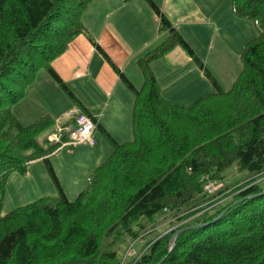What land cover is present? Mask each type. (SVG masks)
Masks as SVG:
<instances>
[{
    "label": "trees",
    "instance_id": "obj_1",
    "mask_svg": "<svg viewBox=\"0 0 264 264\" xmlns=\"http://www.w3.org/2000/svg\"><path fill=\"white\" fill-rule=\"evenodd\" d=\"M96 1L0 0V191L10 175L26 173L39 160L58 191L56 200L42 198L0 215V264H120L124 243L140 236L146 241L149 225L169 216L177 228L147 240L135 264H264V185L258 181L264 177V0H232L235 14L254 21L260 33L247 44L243 71L229 91L153 0L144 1L168 36L137 61L140 88L93 42L134 96L133 139L124 144L98 124L52 66L86 35L83 16ZM177 46L216 89L190 108L164 99L152 71ZM40 69L112 147L74 201L49 159L59 144L39 142L53 119L24 125L13 112ZM232 169L249 178L236 187L228 181ZM212 184L221 188L209 195ZM215 197L223 198L208 205Z\"/></svg>",
    "mask_w": 264,
    "mask_h": 264
},
{
    "label": "rangeland",
    "instance_id": "obj_2",
    "mask_svg": "<svg viewBox=\"0 0 264 264\" xmlns=\"http://www.w3.org/2000/svg\"><path fill=\"white\" fill-rule=\"evenodd\" d=\"M139 1H141L142 6L152 12V9L144 0ZM153 1L162 9L161 5H163L164 0ZM107 2H112V4L99 5L97 3L98 5H94L92 9L90 7L85 13L89 19L95 15L93 22H88L86 19V26L93 29L94 32L103 23L108 11L114 7H134L137 8L140 14H142V9H144L138 3H135L134 0L125 5H120L124 4L120 0ZM177 3L180 5L179 11H177V7L168 5L172 18L175 21H182L181 25L175 26L176 29L183 40L189 44L196 57L206 67V70L212 75V78L220 84L223 90L229 91L243 71V53L247 44L259 35V25L252 20L239 17L235 14L232 0H178ZM113 15L114 13H112L111 17ZM134 31V34L142 37V34H146L149 30L146 25H142ZM156 33L157 38H160L157 43L159 46L166 39L164 37L166 32L157 30ZM92 36L95 37L94 34ZM177 49L182 50L180 51L182 52L180 53L182 63L180 60H177L178 56L175 60L164 57L152 68L160 79L161 91L163 90L164 94L163 96L161 93L162 96L175 101L185 108H190L195 104V101L215 93L216 89L204 75L198 64L189 56L188 52L183 47L177 46ZM152 50L151 48L150 51ZM100 55L102 54L100 53ZM179 72H182L181 81H177L176 77V74H179ZM129 75L134 83L136 81L135 78L131 74ZM178 82L182 85V88L177 86ZM73 105L72 100L48 76L45 69H40L36 74L33 84L25 89L24 98L12 108L16 117L24 125H29L45 116L51 117L54 121L53 127L39 137V142L42 145L50 146L48 144L52 143L49 142V137L53 136L55 131H58L60 122L62 123L68 119V114L74 109ZM96 136H99V132H96ZM101 138H103L102 141L105 146L110 148V156L112 148L104 137ZM96 143L99 145L97 140ZM73 146L70 144L67 146L59 145L58 150L49 156L61 187L70 201H74L79 193L87 187L90 176L97 167H91L92 160L85 152L88 151V148L96 151L100 147V145L95 147V145L86 144V146L83 145L84 147L76 149L77 147ZM75 151L77 153L81 152L80 159H78L77 153L76 155H72L71 152ZM109 156H106V160ZM228 177V181L233 185L238 183L239 185L236 186L238 187L249 178V175L247 176L244 172L235 173V170L232 169L228 172ZM74 181L77 182L75 183V187L79 190H71V184ZM258 181H261L264 185V177L259 178ZM212 185L215 186L214 184ZM220 188L215 186V188L212 187L209 191H213V195ZM57 192L45 162L43 160L36 161L29 166L26 173H13L10 175L4 190L0 191V215L3 216L42 198L56 200L58 197ZM221 198L223 197L213 198L208 205L212 206L213 202L222 200ZM170 218L171 216L160 218L154 224L155 227L149 225L146 232L143 233V235L150 233L146 241H143L141 238L139 244L135 243L136 241L134 240L124 243L121 247L122 250H120V264H135L134 258H139L144 252L147 240L153 241L158 236L162 237L175 230L177 224H174L173 220H169Z\"/></svg>",
    "mask_w": 264,
    "mask_h": 264
},
{
    "label": "crops",
    "instance_id": "obj_3",
    "mask_svg": "<svg viewBox=\"0 0 264 264\" xmlns=\"http://www.w3.org/2000/svg\"><path fill=\"white\" fill-rule=\"evenodd\" d=\"M107 1L111 0L96 1L91 4L89 8L91 7L92 9L94 5H98L97 3H99V5L112 4V2ZM177 1L178 0H164L163 5H161L162 12L174 27L181 25L182 21H175V19L172 18V13L168 5L177 7V11H179L178 9L180 5ZM134 2L138 3L146 10L142 9V14H140L137 11V8L134 7H114L108 11L107 17L103 23L99 25L98 29L96 28L95 32L93 29L86 26V19L88 22H93L95 15L89 19V17H86L87 14H84L83 22L87 29L86 35L78 36L71 42L68 50L52 63L55 71L82 102L89 114L96 118L98 124H100L102 128H104V130L107 131L119 144L131 142L133 139L132 112L134 96L131 91L125 87L126 85L123 83L120 76L111 68V65L105 57L100 55V52L96 49L94 43L98 44L103 49L109 59L132 83L133 80L130 78L129 74L135 78L136 81L133 84L136 88L142 86L143 79L137 67V61L149 53L151 48L154 50L158 46L157 43L160 38H157L156 32L159 30V20L155 17V14L152 13L153 11L150 12L151 10H147L148 8L141 5V1L134 0ZM112 13H114V15L111 17ZM142 25H146L149 31L146 32V34L143 33L142 37H139L133 32H135V29H139ZM92 34H94L95 37H93ZM165 34L164 37L167 38L168 34ZM180 51L182 50L177 49L176 47L173 51L167 54L165 58L169 57L175 60L178 56L177 60H180L182 63V56L180 54L182 52ZM158 62L159 60L155 61L152 66L155 64L157 65ZM94 64H96L95 67ZM152 71L158 81L160 89H162L159 77L155 74L153 68ZM176 77L177 81H181L182 72H179V74L177 73ZM177 86L182 88V85L179 82ZM161 93L163 94V90ZM166 100L181 106L175 101L169 99ZM73 106L74 109L73 111L71 110L70 113L76 111L81 113L75 105ZM69 114L68 119L62 123L60 122L59 125L66 124V122H69L70 124L72 123L69 119ZM84 115L88 116L87 114ZM96 132H99V136H96ZM101 137H104V135L95 124L92 139L95 143V147L99 145L100 147L96 151L88 148V151L85 152L92 160V168L100 166V164L106 160V156H109L110 154V148L105 146L102 141L103 138ZM95 139L99 145H97ZM104 139L107 141L105 137ZM70 145H74L73 147H77L76 149L86 146L75 145L72 143H70ZM71 153L72 155H76L77 152L75 151ZM77 157L80 159L81 152L77 153ZM75 183L77 182L74 181V183L71 184V190L78 189L75 187Z\"/></svg>",
    "mask_w": 264,
    "mask_h": 264
},
{
    "label": "built area",
    "instance_id": "obj_4",
    "mask_svg": "<svg viewBox=\"0 0 264 264\" xmlns=\"http://www.w3.org/2000/svg\"><path fill=\"white\" fill-rule=\"evenodd\" d=\"M69 117L71 119H74V124L70 127L58 128L57 133L51 136L49 138V141L54 143H62V139L64 137H67L69 142H71L72 144H79V145L89 144L93 146L95 144L92 139V135L95 129L93 122L87 116L82 115L78 112L70 113ZM62 145L66 146V143H62ZM212 187L215 188V186L213 185H208L206 187L207 194L212 195L213 191L211 192L209 191V189H211ZM216 187H221V186L216 185ZM141 238L143 241H145L143 236H140L137 240H135L136 241L135 243L139 244Z\"/></svg>",
    "mask_w": 264,
    "mask_h": 264
},
{
    "label": "water",
    "instance_id": "obj_5",
    "mask_svg": "<svg viewBox=\"0 0 264 264\" xmlns=\"http://www.w3.org/2000/svg\"><path fill=\"white\" fill-rule=\"evenodd\" d=\"M179 233L175 234L174 237L172 238V241H171V245L174 246L175 245V240H176V237L178 236Z\"/></svg>",
    "mask_w": 264,
    "mask_h": 264
}]
</instances>
